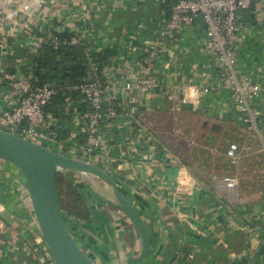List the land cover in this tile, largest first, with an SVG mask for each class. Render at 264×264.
I'll return each instance as SVG.
<instances>
[{
	"label": "crops",
	"instance_id": "obj_1",
	"mask_svg": "<svg viewBox=\"0 0 264 264\" xmlns=\"http://www.w3.org/2000/svg\"><path fill=\"white\" fill-rule=\"evenodd\" d=\"M176 1L0 0V71L33 75L42 48L36 40L51 29L78 36L82 44L76 47H81L83 57L86 46L97 48L106 57L104 79L112 84L121 115L106 130L94 166L115 180L144 223L149 249L141 264H264V93L254 106L258 129L252 131L236 123L229 92L220 86L183 102L166 101L156 93L120 95L124 81L140 75L147 46L167 21L166 8L171 10ZM250 7L255 22L246 17L247 10L244 29L236 38L237 69L258 84L264 79V0H254ZM214 61L201 30L191 27L165 44L154 66L166 85L187 79L213 85ZM6 93L7 88L0 94L3 104L9 103L3 97ZM131 97L138 102L133 113ZM64 99L61 114L54 117L59 120L58 132L72 138L76 121L70 106L75 104ZM190 110L220 125L216 142L227 138L238 145L241 159L236 169L231 168L238 179L234 190L220 181L224 175H213L212 170L198 174L185 150L164 142L162 120L170 112L185 115ZM141 123L146 132L139 129ZM215 143L198 149L211 153L217 162L228 160L225 151L230 143L226 149ZM65 175L90 213L87 221L67 216L65 224L76 243L95 264H126L139 252L140 242L131 223L114 207L109 185L89 175L69 171ZM0 264H54L33 218L23 177L3 161Z\"/></svg>",
	"mask_w": 264,
	"mask_h": 264
},
{
	"label": "built area",
	"instance_id": "obj_2",
	"mask_svg": "<svg viewBox=\"0 0 264 264\" xmlns=\"http://www.w3.org/2000/svg\"><path fill=\"white\" fill-rule=\"evenodd\" d=\"M252 0H177L172 13L164 26L148 44L146 56L142 59L141 73L136 78H128L119 88L120 95L138 93L148 95L156 93L166 101L183 102L196 98L194 94L206 95L217 87L226 88L229 92V103L235 109V121L247 130H257L258 112L254 106L264 93V79L256 84L237 69L236 38L244 29V13L250 8ZM199 28L203 43L214 57L213 85H199L191 79L181 84L166 85L161 73L155 68V62L164 51L165 44L176 41L187 28ZM56 30L43 32L36 40L39 46L49 42L54 50L63 46H80L78 36L58 35ZM63 33V32H61ZM90 47V48H88ZM86 46L84 63L88 77L73 86L82 97L81 102H74L68 97L67 104H75L70 109L74 112L75 127L72 138H65L58 132L59 120L52 114H46L44 107L54 97L56 90L50 84L36 85L32 74L0 71V94L9 103L0 102V130L26 139L54 153L65 155L94 165L95 153L103 144L106 130L112 120L119 117L120 104L112 94V84L102 85L98 78L97 52L94 46ZM101 75L107 78L108 73L102 70ZM130 113L138 110L137 99L129 100ZM58 124V125H57ZM144 124L139 129L146 132ZM151 137L146 134V139ZM225 155L233 166H237L241 153L236 143H230ZM65 174V171H60ZM220 181L230 190L237 186V177H222Z\"/></svg>",
	"mask_w": 264,
	"mask_h": 264
},
{
	"label": "water",
	"instance_id": "obj_3",
	"mask_svg": "<svg viewBox=\"0 0 264 264\" xmlns=\"http://www.w3.org/2000/svg\"><path fill=\"white\" fill-rule=\"evenodd\" d=\"M53 88L56 90L57 87ZM206 126L213 135L206 136L203 143L210 147L216 142L221 127L204 121L203 129ZM0 161L12 165L21 173L33 218L54 264H95L66 227L56 183V175L60 171L89 175L109 185L114 207L131 223L140 242L139 252L127 259L126 264H141L145 260L149 249L147 230L136 209L120 193L108 173L90 163L54 153L2 130Z\"/></svg>",
	"mask_w": 264,
	"mask_h": 264
},
{
	"label": "trees",
	"instance_id": "obj_4",
	"mask_svg": "<svg viewBox=\"0 0 264 264\" xmlns=\"http://www.w3.org/2000/svg\"><path fill=\"white\" fill-rule=\"evenodd\" d=\"M252 9V7L248 9L250 11L246 17L251 19L252 22H255V14H253ZM166 13V17L169 19L172 9L170 10V8L167 7ZM55 34L65 36L68 35L65 30H56ZM41 47L39 56L36 60H34L32 72L33 76L36 78V85L50 84L57 87L54 97L44 107V112L46 114L57 116L61 114L60 107L65 97H68L70 100L81 99V95L78 91L74 90L73 86L85 80L89 73L87 66L83 63L84 57L82 55L83 52L81 47L63 46L58 50H54L49 42L45 43ZM95 56L99 68L98 78L100 79L102 85H105L107 82L101 73L106 57L100 53L95 54ZM194 112L195 111L190 110L187 114H195ZM175 135L180 136L176 137V143H174L175 141L173 140V136ZM180 138L181 134L179 132H175L174 135L171 134L170 136L164 138V142H166L169 147L179 146V143L177 142ZM187 144L186 146L179 147L181 151L185 150V152H183L184 156L188 157L187 161L190 165H194L198 174H203L204 172L208 173L212 170L211 174L215 175L217 171H225V168L226 170H232L231 168L233 165L228 160L219 159V162H217V160L213 159L211 153L202 149H196L198 146L189 147L191 145L189 141H187ZM188 153L191 154V160L189 159ZM217 163L218 165H216ZM220 175H223V172H221ZM226 177H228V175ZM56 183L60 207L64 214L65 223L68 224L67 216L73 217L77 221H87L90 217L89 210L71 179L64 173L58 172L56 175Z\"/></svg>",
	"mask_w": 264,
	"mask_h": 264
},
{
	"label": "rangeland",
	"instance_id": "obj_5",
	"mask_svg": "<svg viewBox=\"0 0 264 264\" xmlns=\"http://www.w3.org/2000/svg\"><path fill=\"white\" fill-rule=\"evenodd\" d=\"M194 113L195 114L189 113L185 115H179L176 112H170V114H168L165 119L162 120L163 122L160 123L161 125H163L162 128L165 131V134L163 135L167 137L171 134L174 135L175 132H179L181 134V138L177 142L179 143V146H186L187 141L191 143L189 147L204 145L203 142L206 139V136H212L213 134L209 131V128L207 126L205 127V129H203L202 127L203 122L207 120H204V118L200 117V114H198L199 112ZM173 140L176 143L177 140L175 138ZM228 140L229 139L227 138H220L215 144H217L220 148L226 149L227 145L230 143V141ZM199 147H196V149H198ZM233 167L236 169L235 166ZM224 170L225 171H217L215 175L220 176L219 173L223 172L224 176L228 175V177H237V175H234V172L232 170H226V168ZM220 178L221 177H219V179Z\"/></svg>",
	"mask_w": 264,
	"mask_h": 264
}]
</instances>
